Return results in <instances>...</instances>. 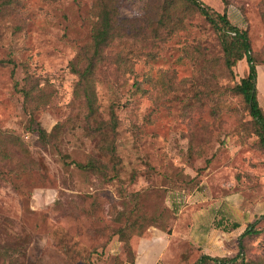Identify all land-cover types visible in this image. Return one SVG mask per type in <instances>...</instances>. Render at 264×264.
Masks as SVG:
<instances>
[{"label": "rangeland", "instance_id": "rangeland-1", "mask_svg": "<svg viewBox=\"0 0 264 264\" xmlns=\"http://www.w3.org/2000/svg\"><path fill=\"white\" fill-rule=\"evenodd\" d=\"M201 1L248 31L264 110L263 0ZM169 2L118 0L90 117L69 65L92 55L96 0H0V61L16 64L0 65V264H129L132 243L197 196L256 214L238 263L264 264V151L234 90L248 62L231 76L205 19L180 3L166 14ZM31 119L58 126L48 143Z\"/></svg>", "mask_w": 264, "mask_h": 264}, {"label": "trees", "instance_id": "trees-1", "mask_svg": "<svg viewBox=\"0 0 264 264\" xmlns=\"http://www.w3.org/2000/svg\"><path fill=\"white\" fill-rule=\"evenodd\" d=\"M168 7L166 6L165 12L168 14L173 8H175V3H180L186 8H195L199 14L205 19V21L210 25L214 30L216 35L219 37L224 58L223 65L225 70L229 72L231 76L234 75V68L243 61L247 60L250 73L247 77L241 79L240 83H237L235 87V92L241 96L246 103L249 111V115L252 118V122L255 125V136L259 139V143L264 151V110L261 107L258 99V88H257V67L259 63L252 54V47L248 35V31L241 30L237 26L231 24L228 18L227 9L223 13L215 12L209 6H207L201 0H167ZM226 3V0H222ZM96 17L97 22L93 31V44L91 47V56L87 59L86 68L82 70L76 62L81 59L77 56L76 62L73 61L70 63V69L74 74L79 76V85L78 91L80 96L84 97L85 103L90 112V117L95 116L96 114V96H95V87L93 83V75L96 73L100 61L103 58L105 50L118 39L119 36V9H118V0H96ZM169 8V9H168ZM168 17H171L168 15ZM262 18L264 20V0H263V11ZM0 65H11L13 69H16V64L13 60L0 61ZM18 83H15L16 90L22 92L24 97L27 100H30L32 94L29 90H19ZM112 124L113 129H116V116L114 110H112ZM58 126H56L52 133H48L41 125L35 122L34 119H31V126L29 127V132L35 134L38 138L44 142L48 143L50 138L56 132ZM16 142H19L14 138ZM13 144L14 141L10 140ZM114 151V150H113ZM78 167L84 170L93 171L97 168L94 163H87L86 165H78ZM264 217V216H263ZM256 221L253 224L247 226L246 230L239 238V252L236 257L229 258H213L210 256H202L194 264H247L245 259L240 263L238 261L242 258L244 253V240L249 236H254L259 234L255 230ZM239 226L235 225L234 229H237ZM165 232V231H164ZM169 235L172 233V230L169 229L166 231ZM121 235V233H118ZM129 242V240H128ZM129 264H134V257L132 262Z\"/></svg>", "mask_w": 264, "mask_h": 264}, {"label": "crops", "instance_id": "crops-1", "mask_svg": "<svg viewBox=\"0 0 264 264\" xmlns=\"http://www.w3.org/2000/svg\"><path fill=\"white\" fill-rule=\"evenodd\" d=\"M188 199L190 206L176 214L170 235L152 228L146 237L132 243L134 264H194L204 255L225 258L235 253V246L230 245L236 239L239 246L247 228L244 223L252 222L256 214L242 210V204L234 199ZM188 209L190 212H185ZM235 225L239 227L233 230Z\"/></svg>", "mask_w": 264, "mask_h": 264}]
</instances>
